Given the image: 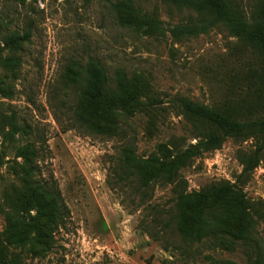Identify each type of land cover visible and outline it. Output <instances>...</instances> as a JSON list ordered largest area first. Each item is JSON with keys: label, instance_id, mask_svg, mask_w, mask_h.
<instances>
[{"label": "rangeland", "instance_id": "obj_1", "mask_svg": "<svg viewBox=\"0 0 264 264\" xmlns=\"http://www.w3.org/2000/svg\"><path fill=\"white\" fill-rule=\"evenodd\" d=\"M130 1L135 26L125 24ZM232 1L250 15L253 0ZM13 36L27 39L19 50L6 44ZM9 57L20 59L17 79L3 65ZM95 61L112 79L123 69L152 89V100L117 117L110 133L76 122L78 92L63 84L70 66ZM260 62L210 13L171 0H0V85L14 91L0 92V264H264L263 135H221V146L201 150L176 180L155 175L211 133L188 122L176 99L253 105L249 87L259 82L251 73ZM13 115L25 131L6 137ZM25 144L38 154L33 181L59 202L43 244L35 204L24 205L17 147ZM226 184L237 195L223 206L218 230L185 236L181 219L202 226L196 210L183 216L181 203L197 207L200 194ZM18 216L17 235L8 218Z\"/></svg>", "mask_w": 264, "mask_h": 264}, {"label": "trees", "instance_id": "obj_2", "mask_svg": "<svg viewBox=\"0 0 264 264\" xmlns=\"http://www.w3.org/2000/svg\"><path fill=\"white\" fill-rule=\"evenodd\" d=\"M171 1L179 6L192 8L199 13H210L214 23L224 25L240 43L255 52L261 62L257 69H252L251 73V79L259 82L255 89L249 87L252 96L257 99H254L256 102L251 100L253 105L244 103L246 106H235L225 103V105L209 107L195 103L190 99H176L175 103L188 122L193 125L198 121L206 123L211 127V133L206 141L201 142L199 147H192L185 152L178 153L170 163L155 172L156 176H165L168 181L176 180L180 175V170L186 167L191 159L203 153L201 150L218 149L222 144L221 135L235 138L254 135L264 136V0H253L250 15L232 0ZM120 8L121 5L117 7V9ZM123 9H126L124 12L128 11L129 13L125 24L135 26V18L131 16L132 2L130 1L126 6H123ZM140 19L139 26L142 24V19ZM25 41H27L25 37L13 36L6 44L13 50H19ZM3 65L6 69H10L14 78L17 79V72L21 67L20 59L9 57ZM64 74L63 84L74 87L78 92V104L75 110L76 122L81 126L92 125L91 129L97 132L101 128H105L106 132L109 133L115 131L118 126L117 117L133 115L145 106L144 99L152 100L150 84L142 76L138 74L129 76L125 70L117 69L115 77L112 79L106 69L97 61L86 66H70ZM0 92L5 97L14 95L13 89L9 85H5L4 80L0 85ZM256 114L258 117L254 118ZM8 120L10 123L6 137H13L25 131L16 115L10 116ZM105 130H102V133H105ZM37 155L34 144L17 147V157L23 159V164L20 167L23 172V191L27 198L24 205L35 204L34 207L37 210L36 228L41 231L42 239L40 242L43 244L48 236L47 232L52 226H55L58 219L57 205L59 202L54 192L47 191L32 179V174L38 170L35 161ZM128 161L135 164L140 173H143L148 167L139 166L140 163L133 157L129 158ZM2 164L3 156L0 152V166ZM147 164L148 162H146ZM236 195L234 186L229 184L217 185L213 186L209 192L199 195L197 207L182 202L183 216L196 210L199 218L198 223L202 227L186 228L184 219H181L179 221L180 231L185 236L190 235L197 239L214 234L218 230L216 223L219 220H224L227 216L222 212L223 206L225 209V205L230 204ZM19 201L18 195V205H20ZM247 216L249 217V214L244 213L240 221ZM8 220L12 227L11 230L18 235L22 219L18 216L16 219L9 217Z\"/></svg>", "mask_w": 264, "mask_h": 264}]
</instances>
